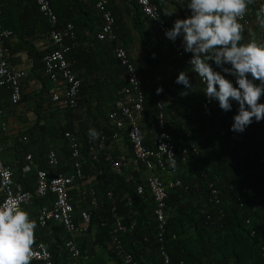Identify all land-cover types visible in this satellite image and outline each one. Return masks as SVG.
<instances>
[{
    "label": "trees",
    "instance_id": "obj_1",
    "mask_svg": "<svg viewBox=\"0 0 264 264\" xmlns=\"http://www.w3.org/2000/svg\"><path fill=\"white\" fill-rule=\"evenodd\" d=\"M152 1L172 26L175 18L166 14L172 13V7L184 17L186 11L191 13L187 8L189 0L183 3ZM259 1L262 3V0ZM33 3L35 19L45 26L44 32L49 37L51 26L39 12L37 0ZM51 3L60 26L69 22L75 25L79 45L69 54V61L82 80L79 105L71 108L54 102L50 93L52 84L44 70L45 54L40 55L30 41H23L24 45L15 48L8 40L10 61L11 52L27 49L35 62L42 63L39 74L42 86L32 104L36 115L34 123L7 133L1 130L0 143L8 144L9 139H13L11 149L19 154L20 165L23 166L22 161L27 160V155L31 153L39 167L48 169L49 175L54 176L71 171V152L65 131L79 133L85 178L82 191L73 189L72 194H90L95 189L99 202L97 207L86 203L92 210V221L90 229L83 235L73 237V233L60 223L39 227L50 231L52 239L49 243L41 237L39 239L48 245L55 264H67L70 257L66 241L70 239L75 240L81 249L80 264H165L162 249L170 254L171 264H264V120L257 122L253 118L244 132L231 131L233 117L238 114V103L232 101V108L227 112L219 107L218 101H213L208 108L204 107V83L192 71L189 62L179 57L171 43L163 37L158 21L145 14L138 0H109L118 41L128 50L146 95V116L140 121L143 141L148 147L155 143L157 130L151 124L161 103L166 130L177 148L179 160L175 171L164 176L179 178L182 184L170 190L167 227L160 241L153 212L154 199L147 182L148 171L143 167L139 170L126 167L118 173L106 160L105 150L97 149L98 155L94 157L88 141L90 129L99 133L96 139L102 133L111 135L116 130L109 113L123 96L127 85L125 67L115 55L114 41L98 38L102 18L96 7L97 0H51ZM253 3L246 11L250 23L239 21L243 26L241 43L255 41L264 45V27L257 20V7ZM3 25L9 27L6 21ZM85 40L89 41V46L83 45ZM209 63L234 87L238 86L234 76L224 73L213 61ZM224 67L231 65L225 64ZM181 71L189 76L190 90L175 82ZM249 79H252L250 75ZM161 87L163 91L157 93V88ZM185 91H188L187 95H183ZM22 93V99L14 105L32 99V94L27 96L23 88ZM258 103H264V95ZM44 112L48 115H43ZM56 114L61 121L51 127L47 121ZM119 131L118 139L108 140L106 151L114 157L122 154L132 156L128 127ZM37 140L38 147L33 145ZM116 140H119L117 144L122 149L111 147ZM51 147L58 152L60 163L57 167L47 164ZM184 148L188 149L185 160L182 159ZM16 179L34 191L35 187L27 184L23 176H16ZM210 183L218 190L219 202L210 199ZM138 185L144 186L143 194L137 191ZM86 200L82 199L81 203ZM45 201L46 198L36 195L31 200L38 206ZM117 218H123L128 225L136 223L133 229L118 234L123 253L114 245L110 233ZM126 253L133 255L131 262L127 261ZM31 264L43 263L32 259Z\"/></svg>",
    "mask_w": 264,
    "mask_h": 264
},
{
    "label": "built area",
    "instance_id": "obj_2",
    "mask_svg": "<svg viewBox=\"0 0 264 264\" xmlns=\"http://www.w3.org/2000/svg\"><path fill=\"white\" fill-rule=\"evenodd\" d=\"M174 1L183 3L186 0ZM138 3L145 14L158 21L160 32L171 43L178 56L189 62L192 55L184 52L180 38L177 37L175 42L166 38L165 30L173 26L162 16L159 6L152 0H138ZM37 5L40 13L51 26L49 33L51 48L43 56V64L45 74L52 83L50 90L52 100L65 106L76 108L79 105L82 80L78 77L69 61V54L79 45L75 25L71 22L64 26L59 25V18L51 0H37ZM96 7L102 18V26L98 33V38L114 41L115 55L125 67L127 85L123 89V96L115 102L114 109L109 113V119L116 127V130L111 135L102 133L99 139L92 138L90 135L88 141L92 145L94 157L96 158L98 155L97 149L105 150L106 160L111 163L118 173H122L126 167H134L138 170L143 167L148 171L147 182L149 191L154 199L153 212L157 220L160 241H162L167 227V200L170 190L182 184L179 178H166L164 176L165 173L175 171V165L179 160L177 148L171 139L170 133L166 130L165 114L161 103L158 104V114L151 124L157 130L155 143L152 147H148L144 143L140 121L146 116V95L142 81L136 66L130 59L128 50L118 41L115 32V18L109 7V0H97ZM2 15V0H0V87H7L11 93L12 103L18 104L22 99V80L26 76L27 71L24 65H15L8 58L9 48L7 41L13 35V31L4 27L1 20ZM239 21L249 24L250 18L246 13ZM211 104H213V101L209 102L206 97L204 107L208 108ZM126 126L128 127L133 155L122 154L119 157H114L110 151H106L107 142L109 139H118L120 136L119 130ZM7 127V124L3 122V130H6ZM64 136L69 141L71 171L66 174L59 173L50 176L48 169L38 167L34 191L27 189L23 183L19 182L16 179L17 174L14 169L3 161L2 153L4 148L0 143V190L2 197L0 198V205L5 202H16L23 209L25 205L31 203L35 195L41 199L46 198V203L39 207L37 213L38 226L46 228L52 223H60L65 226L67 231L73 233V237H76L80 234L83 235L90 229L92 210L87 207V204L91 205V207H97L99 199L95 189H92L90 194H78L79 197L72 194L73 189L78 192L82 191L83 179L85 178L81 159L80 136L77 131L71 130L65 131ZM24 139L26 140L27 137H24ZM193 150L197 152L196 148ZM182 152V159L185 160L188 149L184 148ZM27 160L34 163L31 153L27 155ZM59 163L58 152L51 147L47 154V164L50 167H57ZM210 188L211 201L219 202L220 196L217 188L214 187L213 183H210ZM137 191L139 194H143L145 191L144 186L138 185ZM109 194L111 195V192ZM82 196L83 200L87 198L84 204L81 203L82 199L80 197ZM135 224V222H132L128 225L123 218L116 219L114 228L110 233L114 239V245L120 253L124 251L118 234L133 229ZM66 247L70 257L67 264H80L81 249L78 243L70 239L66 241ZM32 250L33 260L40 261L43 264H55L48 245L37 236H35ZM161 254L164 258V263L171 264V256L167 250L162 249ZM125 256L128 262L133 260L131 253H126Z\"/></svg>",
    "mask_w": 264,
    "mask_h": 264
},
{
    "label": "clouds",
    "instance_id": "obj_3",
    "mask_svg": "<svg viewBox=\"0 0 264 264\" xmlns=\"http://www.w3.org/2000/svg\"><path fill=\"white\" fill-rule=\"evenodd\" d=\"M253 0H189L191 15L175 20L165 36L175 42L181 38L184 52L192 54V71L205 85L204 94L227 112L232 101L238 103V114L233 117L230 130L242 133L255 121L264 120V45L255 41L241 43L244 17ZM171 15L172 13H166ZM257 20L264 27V6L258 8ZM209 61L236 78L237 87L220 72L214 71ZM225 64L231 67H224ZM249 75L252 79H249ZM254 81H259L257 84ZM192 88L187 72L181 71L175 81ZM163 88H157V93ZM188 91L183 92L187 95ZM92 138L99 133L89 130ZM36 223L16 202L0 205V264H31Z\"/></svg>",
    "mask_w": 264,
    "mask_h": 264
},
{
    "label": "crops",
    "instance_id": "obj_4",
    "mask_svg": "<svg viewBox=\"0 0 264 264\" xmlns=\"http://www.w3.org/2000/svg\"><path fill=\"white\" fill-rule=\"evenodd\" d=\"M254 6L257 7L258 5L264 6V0L262 3L257 0H253ZM33 0H2V9L3 10V17L2 15V23L6 21L9 27H6L13 31V35L8 39L11 40L13 43V47H21L24 45L23 41H30V44L34 46V48L41 54H45L49 47L51 46L50 39L47 34H45V26L40 24L38 20H36V16L33 13ZM38 6V5H37ZM172 16L177 19H185L187 15H191V13L186 11L185 17L183 13L176 10L174 7L171 8ZM185 10V9H184ZM40 12V11H39ZM43 16V15H42ZM183 16V17H182ZM44 17V16H43ZM45 18V17H44ZM46 19V18H45ZM5 27V26H4ZM17 29V31H16ZM180 38V37H179ZM120 41V40H119ZM8 42V41H7ZM121 43V42H120ZM84 46H89V41L85 40L83 43ZM114 47V46H113ZM11 62L15 65H24L27 73L23 82V91L28 96L32 94V99H28L25 103L20 105H14L11 103L10 100V91L8 88L0 87V131H6L4 133L13 131L14 129H19V127L29 126L32 125L36 119V115L32 110L34 98L37 97L40 87L42 86V81L39 79V74H41V66L42 63L35 62L34 57L30 55V52L27 49H16L15 51L11 52L10 55ZM52 84V83H51ZM30 97V96H29ZM51 114V113H49ZM43 115H48V112H44ZM61 121V117L58 114L55 117L50 118L47 123L53 127L55 124ZM5 122L7 124V129L3 130L2 123ZM21 130V129H20ZM38 132V131H36ZM39 133V132H38ZM1 135V134H0ZM3 136V135H2ZM2 138V137H0ZM42 139V136H40ZM119 140L113 141L111 143V147L114 149L116 147L122 149L121 145H118L117 142ZM9 145L3 143L2 146L4 148L2 153L3 161L6 165L11 166L17 176H23L26 180L27 184L35 187L36 183V168L39 167V163L37 159L33 157L34 163L29 162L28 160L22 161L24 164L23 166L20 165L21 161L18 157L19 154L16 153L15 149L12 150L11 147L14 145L13 139H9ZM36 145L38 147L39 142L37 140ZM171 174V173H165ZM164 174V175H165ZM170 177V176H167ZM0 197H1V190H0ZM79 197V195L77 196ZM44 202V201H43ZM46 203V201H45ZM39 207L36 203H30L23 207L28 215L29 219L36 223L35 229V236L38 238L41 237L45 240L51 241L52 236L48 229H40L37 224V213Z\"/></svg>",
    "mask_w": 264,
    "mask_h": 264
}]
</instances>
